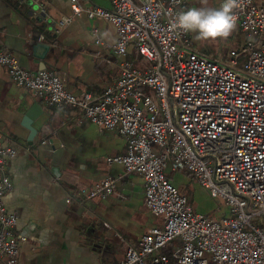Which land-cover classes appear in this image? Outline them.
<instances>
[{"label":"built area","instance_id":"2783aa9c","mask_svg":"<svg viewBox=\"0 0 264 264\" xmlns=\"http://www.w3.org/2000/svg\"><path fill=\"white\" fill-rule=\"evenodd\" d=\"M86 1L70 0L72 15L61 16L56 29L82 13L115 27L112 49L121 61L101 93L76 96L58 72L24 69L1 43L0 64L16 86L46 104L76 108L78 123L87 119L124 137L125 152L107 160L143 178L145 207L162 225L127 246L117 264H264V0H238L234 30L242 34V47L220 57L200 52L190 33L173 27L188 9L183 0H108L109 9L85 7ZM91 33L101 43L98 29ZM129 47L149 64L127 59ZM15 155L0 134V264H20L25 240L15 234L17 216L3 201L12 189L8 166ZM168 165L220 197L228 215L195 211L167 178ZM118 179L82 186L78 196L104 198Z\"/></svg>","mask_w":264,"mask_h":264},{"label":"crops","instance_id":"0c3cea01","mask_svg":"<svg viewBox=\"0 0 264 264\" xmlns=\"http://www.w3.org/2000/svg\"><path fill=\"white\" fill-rule=\"evenodd\" d=\"M183 1L184 8H218L223 2ZM39 2L42 14L34 0H0V43L24 69L35 72L45 66L58 72L76 96L101 93L114 81L121 61L112 49L115 27L82 13L57 30L59 18L72 15L70 0ZM83 5L111 7L108 0ZM92 28L98 29L101 43H95ZM40 35L44 39L38 42ZM37 43L48 45L47 52L34 49ZM127 59H136L131 47ZM79 118L76 108L48 105L16 86L0 64V134L16 150L8 166L12 189L3 201L17 216L15 234L25 238L20 264H99L106 255L115 256L117 264L127 246L162 225L145 207L143 178L107 160L125 152L124 137L87 119L78 123ZM177 170L168 165L166 175L172 180ZM105 177H119L112 194L79 198L80 187Z\"/></svg>","mask_w":264,"mask_h":264},{"label":"rangeland","instance_id":"374dc122","mask_svg":"<svg viewBox=\"0 0 264 264\" xmlns=\"http://www.w3.org/2000/svg\"><path fill=\"white\" fill-rule=\"evenodd\" d=\"M240 36H242V34L239 30H233L226 40L218 38L216 41L201 42L196 40L194 33H190V38L197 49L207 56L213 57L225 56L231 48H241ZM135 63L149 64V62L140 55H136L134 64ZM166 172L167 171H165V173ZM167 173L169 174V172ZM175 173L176 175L172 177L171 181L180 191L184 192L188 203L193 209L215 218L228 215L224 201L220 197H211L205 189L198 185L187 171L180 169ZM117 260L115 256L106 255L101 258L99 264H115Z\"/></svg>","mask_w":264,"mask_h":264},{"label":"clouds","instance_id":"9594fccd","mask_svg":"<svg viewBox=\"0 0 264 264\" xmlns=\"http://www.w3.org/2000/svg\"><path fill=\"white\" fill-rule=\"evenodd\" d=\"M238 0H223L218 8L190 7L180 11L173 27L184 34L194 33L198 41L227 39L235 28Z\"/></svg>","mask_w":264,"mask_h":264},{"label":"water","instance_id":"95a60500","mask_svg":"<svg viewBox=\"0 0 264 264\" xmlns=\"http://www.w3.org/2000/svg\"><path fill=\"white\" fill-rule=\"evenodd\" d=\"M28 3L30 4V1H28ZM31 5H32V2H31ZM48 45L46 44H43V43H37L35 46H34V49H39V50H42L43 52H47L48 50ZM43 69H45V66L42 67Z\"/></svg>","mask_w":264,"mask_h":264},{"label":"trees","instance_id":"16d2710c","mask_svg":"<svg viewBox=\"0 0 264 264\" xmlns=\"http://www.w3.org/2000/svg\"><path fill=\"white\" fill-rule=\"evenodd\" d=\"M167 178L169 179V180H171L168 176H167ZM178 190H179V192H181L182 194H184V192H182V191H180V189L178 188Z\"/></svg>","mask_w":264,"mask_h":264}]
</instances>
